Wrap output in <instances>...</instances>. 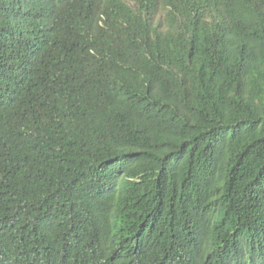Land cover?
<instances>
[{
	"label": "trees",
	"instance_id": "trees-1",
	"mask_svg": "<svg viewBox=\"0 0 264 264\" xmlns=\"http://www.w3.org/2000/svg\"><path fill=\"white\" fill-rule=\"evenodd\" d=\"M0 264H264V0H0Z\"/></svg>",
	"mask_w": 264,
	"mask_h": 264
}]
</instances>
